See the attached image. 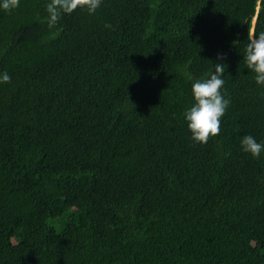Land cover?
I'll return each instance as SVG.
<instances>
[{
  "label": "trees",
  "instance_id": "obj_1",
  "mask_svg": "<svg viewBox=\"0 0 264 264\" xmlns=\"http://www.w3.org/2000/svg\"><path fill=\"white\" fill-rule=\"evenodd\" d=\"M48 2L0 8V264H264V151L241 147L264 145V0H102L53 28ZM217 63L200 144L184 113Z\"/></svg>",
  "mask_w": 264,
  "mask_h": 264
},
{
  "label": "clouds",
  "instance_id": "obj_2",
  "mask_svg": "<svg viewBox=\"0 0 264 264\" xmlns=\"http://www.w3.org/2000/svg\"><path fill=\"white\" fill-rule=\"evenodd\" d=\"M101 2L102 0H50L45 6L48 13V27H55L62 14H71L77 8H84L89 14H94ZM18 6L19 0L0 2V8L5 11H11ZM105 27L110 28L111 25L106 24ZM247 40L243 56L245 66L255 74V82L264 86V32H260L259 35L254 32L248 33ZM224 71L223 63L212 64L206 78L196 79L192 83L191 93L194 103L185 111L184 119L193 142L205 144L211 137L220 133L221 118L230 104V100L225 99L220 91L225 83L222 78ZM10 81L11 77L6 72L0 74V83H10ZM241 147L253 157H259L264 151V145L258 143L251 135L243 136Z\"/></svg>",
  "mask_w": 264,
  "mask_h": 264
}]
</instances>
